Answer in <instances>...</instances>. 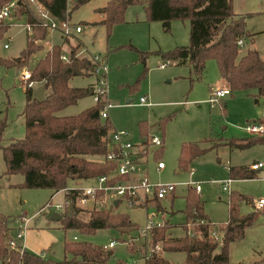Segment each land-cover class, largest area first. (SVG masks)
Listing matches in <instances>:
<instances>
[{
  "label": "rangeland",
  "instance_id": "obj_1",
  "mask_svg": "<svg viewBox=\"0 0 264 264\" xmlns=\"http://www.w3.org/2000/svg\"><path fill=\"white\" fill-rule=\"evenodd\" d=\"M105 4L106 0H88L71 10V20L80 22L82 26V33L78 36L80 42L75 40V44L78 43L79 48L86 49L85 55H97L105 61L106 94L111 105L107 120L112 129L124 130L133 141H137L138 125L143 122L145 129L141 134L142 140L152 135L161 138L160 147L149 148L147 163L142 169L149 183L174 184V191L158 201V208L157 203L146 205V211L141 206H128L123 200L113 206L111 213L126 214L134 225L125 233L99 229L85 234L62 229L58 221L49 219L53 212L51 209L37 212L49 199L51 207L60 203L63 194L56 193L50 198L52 191L48 188L22 187L21 174L4 175L5 166L0 150V213L12 219L9 223L11 229L15 226V219L22 214L27 217L34 215L29 222L31 228L43 224L46 227L51 226L58 235L57 241L43 252L45 256H41L52 261L70 258V255L63 251V242H86L102 248L109 241H114L113 247L109 248L112 255L106 264H144L142 256L145 254V244L142 247L143 238L138 237L137 230L143 226L146 214L155 210L165 213V221L169 225L165 233L166 239L186 235V197L188 193H194L201 204L203 214L214 225V231L220 237L218 229L227 221L226 203L228 193L231 192L233 198H236L238 214L254 213V216L249 226L243 230L242 237L228 244L226 264H264V251L260 249L264 248V208L254 210L251 204L259 198L264 199V170L260 169L251 179L231 181L229 190H222V183L228 179L229 166L241 165L264 154L263 145H253L239 151L225 144L231 139L238 140L249 136V133L242 129L246 122L260 121L264 124V96H257L254 89L230 91L217 104L210 106L207 102L209 92L218 88L221 83L214 60L205 61L198 78L193 75L187 64L169 61L163 68L157 67L159 62L165 63L160 53L187 45V21L171 20L169 29L165 31L158 22L146 21L142 3L127 7L123 21L113 24L107 31L103 25L97 23L98 15L94 11ZM1 22L8 26L0 36V121L4 123L0 144L5 146L24 136L22 111L25 84L19 81L20 73H30L32 66L47 50L49 40L53 46H58L61 42L58 35L52 33L50 38L48 36L42 43H37L39 37L28 40L27 34L18 26L11 22ZM27 41H31L38 49L29 55L24 65L19 66V55ZM249 41L245 40L243 48L248 46ZM3 44H7V47L3 48ZM254 47L264 64V31L254 38ZM64 48L67 50L64 51L68 52L69 49ZM140 53H144L145 59V72L142 77H139L143 70ZM14 58H18V61H14ZM93 81L94 76L87 74L72 77L68 83L74 87H87ZM37 86L39 85L36 82L31 85L33 90ZM142 96L147 98L149 106L136 104ZM126 100L129 102L125 103ZM93 104L91 95L87 94L58 114L74 115ZM182 143H194L204 149V152L194 158L186 168H179L177 164ZM152 151L159 154V159L164 164L160 171L154 170ZM94 160L99 161L100 157ZM191 168L194 173L192 178H189L188 170ZM189 179L199 184L201 190L198 194L183 185ZM85 185H94V182L86 180L68 183L69 187ZM80 209L78 216L85 219L88 211L99 209V205H83ZM61 213L59 212L60 215ZM186 223H190V220ZM193 227L189 225L188 229L193 232ZM8 234H11V231ZM149 244L151 245L150 237ZM154 244L159 247L154 255L162 257L169 264L184 262L183 252H163L160 241Z\"/></svg>",
  "mask_w": 264,
  "mask_h": 264
},
{
  "label": "trees",
  "instance_id": "obj_2",
  "mask_svg": "<svg viewBox=\"0 0 264 264\" xmlns=\"http://www.w3.org/2000/svg\"><path fill=\"white\" fill-rule=\"evenodd\" d=\"M53 15L62 18L65 0H39ZM88 0H75L71 10ZM8 0H0V7ZM144 3L146 21H158L163 30L169 29L171 20L188 22V43L160 53L163 60L187 64L198 78L207 59L215 61L220 78L228 91L254 89L257 96H264V64L258 52L249 47L242 48L238 41L245 43L253 33L245 28L244 16L231 10V0H108L97 11L102 14L100 24L108 31L115 23L123 21L127 7ZM262 13H264V6ZM0 21V36L7 29ZM34 37H43V29L35 27ZM249 43V42H248ZM79 44L69 47L67 61L59 57V46H52L31 68L28 81L43 86L42 100L33 97V88L24 86V136L2 146L0 150L4 162V175H22V187L48 188L52 192L68 187L69 182L86 181L108 174L113 165L94 160L105 154L106 143L112 127L107 119H101L99 110L102 99L74 115H59V111L73 105L88 94L87 87H72L69 80L75 76L91 74L92 64L84 56L75 57ZM130 47V46H129ZM244 47V46H243ZM38 49L27 41L20 52V64L24 65L31 53ZM145 72L144 53H140ZM4 123L0 121V140ZM141 133L145 125H138ZM226 145L239 150L253 145H264V134H249L242 139H231ZM201 149L194 143L180 145L178 167L186 166L198 155ZM256 170L245 166L228 167L229 179H251ZM194 191V189H193ZM195 192V191H194ZM99 194L97 193L96 196ZM75 193L69 192L64 198L69 200L58 220L62 229L76 230L90 234L99 229H112L125 233L134 225L122 212L111 213L113 208L92 209L82 219L78 216L80 208L75 205ZM232 193L227 199V221L220 227L219 240L209 236L215 230L202 212L196 195L187 194L184 210L185 223H195V235L165 238L169 228L167 221L162 226L152 227L149 232L150 243L161 242L163 252H183L182 264H226L227 248L232 241L242 237L243 230L249 226L254 213L239 215ZM158 208V201H153ZM115 207V206H114ZM12 219L0 213V264H106L112 255L110 249L92 246L86 242H65L63 251L70 255L68 260L52 261L40 255L22 250L10 249L7 241L11 237ZM184 223V225H185ZM146 264H169L160 256L151 254Z\"/></svg>",
  "mask_w": 264,
  "mask_h": 264
},
{
  "label": "built area",
  "instance_id": "obj_3",
  "mask_svg": "<svg viewBox=\"0 0 264 264\" xmlns=\"http://www.w3.org/2000/svg\"><path fill=\"white\" fill-rule=\"evenodd\" d=\"M75 0H65V9L62 18H58L53 15L39 0H8L0 7V21L11 22L15 26H18L27 34V38L33 39L35 35V27L44 30L45 34L51 32H57L62 38H73L75 34H78L82 30V26L71 20L70 12L73 2ZM14 21V22H12ZM238 45H241V41H238ZM7 44H3V48H6ZM86 49L79 48L74 53L75 57L84 56L92 64L91 74L94 76V81L90 89V95L92 101L95 103L102 99V107L99 110V116L101 119L108 118V109L111 107L106 98V74L107 67L105 61L97 55H85ZM59 57L62 61H67L69 53L60 52ZM169 61L165 63L161 62L157 65L158 68H163ZM29 73L22 71L19 75V81L23 82L25 86L31 87L33 81H28ZM229 94L227 88H216L209 92L207 102L210 106H214L219 100ZM138 104L147 105L146 97L142 96L138 99ZM242 129L249 134L263 135L264 127L260 121L246 122ZM162 144L161 138L157 136H149L144 140L133 141L130 138L128 132L124 130L112 129L108 135L106 143L105 154L100 157L99 162H108L113 165V169L106 175H100L92 178L94 185L85 186H73L66 187L61 190L52 193L50 198L56 193L63 194V200L60 203H56L51 207L50 199L43 205L37 213L42 212L44 209H51L57 213L62 212L69 204V200L64 198L65 194L69 192L75 193V205L82 207L83 205H99L100 208L108 207L112 205L114 200H123L128 206H141L145 211L150 203L153 201H159L166 196L171 195L174 191V184H153L149 183L146 177L145 171H143L141 164L146 161L149 153V148L160 147ZM155 151H152V154ZM164 164L161 160L154 162L155 170L159 171L163 168ZM249 168L252 170H259L264 168V159L257 160L249 164ZM193 169L188 170L189 178H192ZM230 179H226L222 183V189L227 191ZM183 185L194 189L195 192H199V184L189 179ZM99 194L96 196V194ZM254 210H262L264 208V199L259 198L252 203ZM113 206V205H112ZM30 217H17L15 219V226L11 229L10 238L7 241V246L10 249L22 252L23 246L19 243ZM165 213L163 211L155 210L150 214H146L145 222L142 227L138 228V237L143 238L142 247L145 244V254L142 256L144 264H146L149 256L155 253L159 247L157 244L148 245L149 232L152 227L162 226L165 223ZM195 223H201L197 221ZM194 222L185 223L186 235L193 237L196 233L195 230L190 231L189 225L195 226ZM212 225V224H211ZM214 226V225H212ZM194 228V227H193ZM13 234V235H12ZM209 236L217 241L219 235L211 230ZM114 241H109L106 245H103V249L113 247Z\"/></svg>",
  "mask_w": 264,
  "mask_h": 264
},
{
  "label": "crops",
  "instance_id": "obj_4",
  "mask_svg": "<svg viewBox=\"0 0 264 264\" xmlns=\"http://www.w3.org/2000/svg\"><path fill=\"white\" fill-rule=\"evenodd\" d=\"M108 0H106L107 2ZM145 1V0H144ZM144 4V3H143ZM141 5V4H140ZM104 6V5H102ZM102 6H99L97 7L96 9H94L95 13L98 15L97 16V23L99 24L101 19H102V14L99 13L97 11L98 8H101ZM263 6H264V0H231V10L234 14L236 15H243L245 18H244V22H245V28L248 32L250 33H253L254 35L252 36V38L250 39L249 43H248V46L249 48H253L255 49L254 47V38H256L257 35H259V33H262V31H264V13H262V10H263ZM259 19V20H258ZM262 19V20H260ZM158 22V21H156ZM171 22V21H170ZM259 22V23H258ZM80 24V22H77ZM159 23V22H158ZM160 24V23H159ZM170 24V23H169ZM52 33H56L59 37V41L61 42L58 46L60 47V50L61 52H65L67 51L64 47H67L69 49V47L73 44H75V40L79 43L80 42V39H79V35L82 33V30L80 33L78 34H75L73 36V38H69V39H65V38H62L57 32H51V33H47V35L45 34L44 37L40 38L37 43H42L46 38L48 39V36L50 38V34ZM51 40H49V43H48V47H52L53 45L51 44L50 42ZM242 48L244 46V42H242ZM47 47V50H50V48L48 49ZM46 50V51H47ZM65 50V51H64ZM256 50V49H255ZM45 51V52H46ZM257 51V50H256ZM258 52V51H257ZM65 53H69V50L68 52H65ZM45 54V53H44ZM43 57V56H42ZM41 57V58H42ZM40 59V58H39ZM145 61V59H144ZM166 61V60H164ZM161 62H159L160 64ZM174 63V62H172ZM185 64V63H183ZM33 67V66H32ZM220 85L218 86V88H226V84L225 82L220 78ZM93 83V82H92ZM92 83L89 84L87 86L88 88V94H90V89L92 87ZM74 87V86H72ZM211 89H209L210 91ZM230 93V92H229ZM43 94H44V90H43ZM228 95V94H227ZM226 96V95H225ZM106 98H107V94H106ZM92 99V98H91ZM108 100V99H107ZM146 101H147V98H146ZM93 102V101H92ZM129 100H126L125 103H128ZM148 102V101H147ZM94 103V102H93ZM137 105H141V106H149V103L147 105H143V104H138V101L136 102ZM263 123V122H262ZM263 127H264V124H263ZM138 140H142V133L140 132V130L138 131ZM131 138V136H130ZM132 139V138H131ZM226 144V143H225ZM264 146V145H263ZM232 148V147H231ZM250 148V147H249ZM233 149H236V148H233ZM248 149V148H246ZM236 150H239V149H236ZM245 150V149H243ZM241 151V150H239ZM152 158H154V162L156 160H160L159 159V154L154 152L152 154ZM264 159V154L262 153L259 157L255 158V159H250V161L248 162H244L243 164L241 165H233V166H229V167H236V166H245V167H248L249 164H251L252 162L256 161V160H262ZM147 163V158H146V161L143 162L141 164L142 168H144V166L146 165ZM154 167V166H153ZM164 168V166H163ZM162 168V169H163ZM161 169V170H162ZM264 170V168H262ZM155 170V168H154ZM260 170V169H259ZM259 170H256L255 172H258ZM157 171V170H156ZM160 171V170H159ZM194 173V172H193ZM193 176V175H192ZM236 179H230L229 183L231 181H234ZM78 182H84V181H78ZM189 188V187H188ZM201 190V189H200ZM199 190V192H200ZM223 190V189H222ZM228 190H229V184H228ZM225 191V190H224ZM199 192H195L196 194H198ZM53 193V192H52ZM231 192L228 193V195L230 194ZM52 195V194H51ZM50 195V196H51ZM227 204V203H226ZM21 216H24V217H27L25 215H19L18 217H21ZM34 216V215H33ZM33 216H28V217H31L30 220L32 219ZM29 220V222H30ZM29 222L27 224V227L24 231V234L22 236V238L20 239L19 243L23 246V249L30 252V253H33V254H36V255H43L45 256V254L43 252H45L46 250H48L53 244L55 241H57V237L58 235L54 233V231L52 230L53 228H51V226L47 225L44 226L45 224L43 225H39L37 228L35 227V225L33 226V228H31V226L29 225ZM35 224V223H34ZM13 226V225H12ZM43 226V227H41ZM51 229V230H50ZM169 229V228H168ZM74 238V237H72ZM64 239V238H63ZM64 243V242H63ZM241 245V244H240ZM242 248H244L242 246ZM252 248V247H250ZM258 248V246H257ZM109 249V248H108ZM260 249L262 251H264V248L263 247H260ZM264 260V257L263 259Z\"/></svg>",
  "mask_w": 264,
  "mask_h": 264
},
{
  "label": "water",
  "instance_id": "obj_5",
  "mask_svg": "<svg viewBox=\"0 0 264 264\" xmlns=\"http://www.w3.org/2000/svg\"><path fill=\"white\" fill-rule=\"evenodd\" d=\"M14 61H18V58H14ZM43 90H44L43 86H37V87L34 89V91H33V94H32L33 97L36 98L37 100H42V99H43ZM112 205H113V206H116V205H117V201L114 200V201L112 202ZM60 217H61V216H60L59 213L53 211V212H51V214H50V216H49V219H50V220H54V221H58V220L60 219Z\"/></svg>",
  "mask_w": 264,
  "mask_h": 264
}]
</instances>
